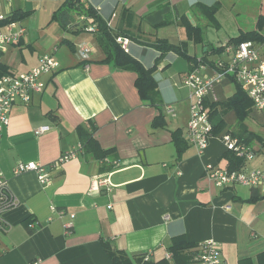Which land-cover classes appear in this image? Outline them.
I'll return each mask as SVG.
<instances>
[{"label":"crops","instance_id":"obj_1","mask_svg":"<svg viewBox=\"0 0 264 264\" xmlns=\"http://www.w3.org/2000/svg\"><path fill=\"white\" fill-rule=\"evenodd\" d=\"M0 1V13L20 14L27 29L3 54L0 74L28 72L45 55L60 63L54 74L43 76V92L29 104L14 105L0 142L2 180L15 200L0 215V264H119L109 250L125 264H198L199 246L209 240L228 264H264V189L220 188L208 178V165L235 166L221 135L203 153L189 143L190 90L184 84L194 58L229 60L224 47L257 28L264 0H86L131 40L129 55L146 69L157 66L160 109L142 99L137 73L105 61L95 35L53 19L64 0ZM216 5L219 27L202 8ZM189 26L202 29L201 41L189 37ZM162 41L186 43L193 60L174 51L162 54ZM82 42L92 49L89 61L77 53ZM235 92V83L219 85L205 101L208 113L210 104ZM171 104L176 117L164 109ZM225 118L227 131L237 132L234 113ZM245 124L259 138L251 144L256 157L240 169H264V112L254 106ZM43 126L50 130L37 135ZM88 135L97 150L85 147L77 159L60 165V157ZM105 151L118 167L101 158ZM30 162L51 173L50 185L32 171L16 174L19 163ZM110 173L112 188H99L95 179ZM52 206L66 214L60 217ZM177 239L189 245L185 262L170 250Z\"/></svg>","mask_w":264,"mask_h":264},{"label":"built area","instance_id":"obj_2","mask_svg":"<svg viewBox=\"0 0 264 264\" xmlns=\"http://www.w3.org/2000/svg\"><path fill=\"white\" fill-rule=\"evenodd\" d=\"M94 9L100 15L99 9ZM6 18L0 13V22ZM77 23L83 26V31L86 33L93 35L98 33L97 24L89 22L86 16L78 17ZM106 23L109 27H113L111 20H107ZM26 32L27 29L22 25L21 21L10 22L5 26L0 25V63L3 54L9 50L11 45L20 41ZM117 42L127 51L131 40L125 36H118ZM76 49L84 61L90 60L92 49L87 43H80ZM224 49L229 55V60H217L215 69L210 68V64L208 65L207 62L192 61L190 70L184 77V84L190 90V117L187 124L188 141L200 153H203L209 146L211 139L216 137L213 134V124L210 120V115L205 108V101L209 95L214 93L215 87L226 78H232L238 83L252 100L255 108L260 112H264V44L254 41H243L237 45H226ZM59 67L60 63L53 55H45L40 58L39 64L28 72L6 74L0 77V142L10 124L11 111L14 105L19 102L29 104L35 94L41 93L45 89L43 76L54 74ZM209 68L213 72L205 73L209 71ZM164 109L172 117L178 115L177 109L173 104L166 105ZM49 130V126H43L37 128L35 133L41 135ZM221 140L228 151L234 152L247 161H252L256 157L253 148L240 142L238 138L233 137L230 133L221 137ZM82 150L83 146L80 145L78 149L63 154L58 163L62 165L77 159L78 154ZM105 161L110 163L108 158ZM112 164L115 167L119 166L118 162ZM31 171L37 174L38 180L42 185L51 184V173L47 172L43 165L36 162L19 163L16 168V174ZM108 175L107 177L95 179L99 188H112L111 173ZM206 175L220 188L239 185L254 189H264V169L224 170L216 165H208L206 167ZM14 205L15 200L9 198L0 172V215ZM52 211L54 213L57 212L60 217L66 214L64 210H58L55 206H52ZM71 217L74 218L75 215L72 214ZM71 226V223L66 224L67 229L71 228ZM197 263L228 264L223 257L221 249L212 240L205 241L199 246Z\"/></svg>","mask_w":264,"mask_h":264},{"label":"trees","instance_id":"obj_3","mask_svg":"<svg viewBox=\"0 0 264 264\" xmlns=\"http://www.w3.org/2000/svg\"><path fill=\"white\" fill-rule=\"evenodd\" d=\"M204 15L210 19L213 26L219 27V22L217 20V12L219 10V6L213 7H202ZM80 16H86L89 22L96 23L98 26V33L95 34L97 37L101 48L103 49L107 62L114 63L115 66H118L123 69L131 70L137 73V81L136 86L139 90V93L144 101L149 102L152 106L161 108L160 96L158 94V83L155 79L154 72L157 69V66L146 69L139 61L135 60L125 49L122 48L120 44L117 42L118 36H125L115 30V28H111L108 26L106 21L101 19L100 15L97 14V11L92 7L88 1L86 0H64L59 9L53 15V19L57 21L61 27L69 28L72 27L75 30H83V26L80 23H77V19ZM22 16L20 14H13L12 16L7 17L4 21L0 22L1 26H5L10 22L21 21ZM257 28L253 31L242 33L239 37L235 39L236 45L243 41H254L256 43L264 44V35L262 34V30L264 29V15H260L257 20ZM189 37L196 39L197 41L202 40V29L199 26H189L188 28ZM158 49L162 52V54L167 53L169 51H174L189 60L191 57L187 54V44H182L181 46L170 45L166 41H162L159 45H157ZM220 49V48H219ZM218 50V48L216 49ZM204 61L207 62L204 58L197 59L194 58L195 61ZM208 65L215 69L216 61L207 62ZM11 74L7 70H4L1 74L6 75ZM226 81L236 84V92L235 94L227 99L218 100L215 103L210 104L211 113L210 120L213 124V134L217 137L220 135L223 137L221 133H230L233 137H236L240 140V142L245 143L249 147L252 148L251 144L253 143L255 138H259L255 133L250 132L248 127L245 124V120L250 116L253 111L254 104L252 100L248 97V95L242 90L241 86L236 83L232 78H226L222 83L218 84L222 85ZM220 106V108H218ZM227 112H232L237 118V132H229L227 131L228 125L226 122L225 114ZM162 115V113H161ZM163 115L159 117V121L162 122ZM158 123V120L155 121L154 125ZM175 139H179L176 134H174ZM88 138H85L82 141L83 149L89 148L90 150H97L96 142L94 141L93 135H88ZM83 151V150H82ZM111 151H105L101 153V158H105L109 156L110 164L114 163V157L111 158ZM228 155L232 158L233 168L230 170L240 169L244 163L245 159L236 155L232 151H228ZM112 159V160H111ZM111 169V166H108ZM189 247L183 240L177 239L174 241L173 246L170 248L171 252L175 256L177 262H185L186 257L183 255V251ZM109 250V249H108ZM110 254L113 256L115 260L118 261L119 264H125V261L121 259V257L115 255L111 250H109Z\"/></svg>","mask_w":264,"mask_h":264},{"label":"rangeland","instance_id":"obj_4","mask_svg":"<svg viewBox=\"0 0 264 264\" xmlns=\"http://www.w3.org/2000/svg\"><path fill=\"white\" fill-rule=\"evenodd\" d=\"M210 30H211L213 33H220V32H222V30L219 31V30H216V29H214V28H213V29L211 28ZM218 31H219V32H218ZM206 34H207V36H208L210 39L213 38V35H211L210 33L207 32ZM227 151H228V150H227Z\"/></svg>","mask_w":264,"mask_h":264}]
</instances>
